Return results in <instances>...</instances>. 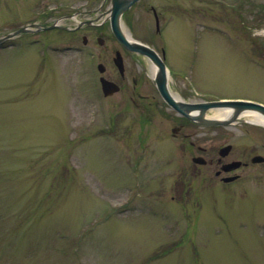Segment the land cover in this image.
Wrapping results in <instances>:
<instances>
[{
    "label": "rangeland",
    "instance_id": "obj_1",
    "mask_svg": "<svg viewBox=\"0 0 264 264\" xmlns=\"http://www.w3.org/2000/svg\"><path fill=\"white\" fill-rule=\"evenodd\" d=\"M162 1L161 35L143 3L123 24L164 50L172 81L197 100L264 104V0ZM110 7L0 0V40L34 23H103ZM115 49L109 25L25 34L0 48V264H264V164L224 190L204 189L209 169L181 156L167 125L135 122L138 112L102 95L97 65L112 74ZM202 132L203 147L225 132L236 157L264 156L262 125Z\"/></svg>",
    "mask_w": 264,
    "mask_h": 264
},
{
    "label": "flooded vegetation",
    "instance_id": "obj_2",
    "mask_svg": "<svg viewBox=\"0 0 264 264\" xmlns=\"http://www.w3.org/2000/svg\"><path fill=\"white\" fill-rule=\"evenodd\" d=\"M145 2L146 0H140L138 3L134 4V6L126 14H129L134 7L143 3L148 13L153 16L155 35H161L162 27H164V24L166 23L164 10H167V3L163 2L162 0H147V2ZM177 2H179V0H177ZM197 2L200 3L199 0H197ZM181 4L183 5L182 2ZM197 11H199V9ZM70 17L71 16H67L63 19L67 20ZM97 21L98 19L85 20L76 27L77 29L75 31H81L89 27L96 28L102 32L103 28L107 27V20L103 23H98ZM129 24L131 25L130 22ZM60 30L66 32L74 31V29L69 28ZM151 42L152 41L150 40V42H147V44L149 46H153ZM119 46L121 49L112 50V53L116 54L117 52H120L122 56V62L119 63L118 67L114 64L112 59L111 68L113 73L109 74L107 69L104 73V77L107 80L116 83L119 87V91L113 94L111 97L118 96L117 107L121 111L131 110L139 113L137 114L138 120H134L135 122L138 121L139 123L153 124V126L156 125L154 128H161V125H167L165 126L166 135L169 131L170 136L168 138L172 141L174 140L178 142L175 147L182 151L181 156L185 157V152H189L191 153V162L195 166H199L200 168L206 167L209 169L210 175L203 174L202 172L200 175L202 179H206L210 183L209 184L202 181V187L204 189L211 188V190L214 191L216 188H220L224 190L226 186L235 184L240 179H242L241 172L243 170L254 165L264 164V162L254 163L252 161L255 156L260 154H248L247 152H244L242 154L245 155L244 158L236 157V155H238L237 149H235L234 146L230 144V138L224 139V136L227 135L225 132H222L221 135L218 133L215 135V138H223L219 146L210 148L211 150L207 147H203V129H208L209 131L210 129H226L228 127H203L202 125H199L196 122H193L178 114L165 101L159 92L155 80L157 71L155 64L149 58L129 53L120 44ZM163 52L164 50L161 49L160 56L171 74L170 88L176 100L191 104H197L202 101H214L194 99L191 95H188L183 89H181L178 83H176L174 80L172 81V78L174 79L176 74L169 69L168 63L166 61V54L162 55ZM153 67L155 68L154 73ZM100 78L101 75L99 76V79ZM172 89H175L176 91L174 92ZM145 116H148L147 120L144 119ZM157 117H160V120H156L155 118ZM197 157L201 158L202 162L195 163L194 159ZM236 162H240V166L237 168H232ZM234 177H236V180L230 181V178Z\"/></svg>",
    "mask_w": 264,
    "mask_h": 264
},
{
    "label": "water",
    "instance_id": "obj_3",
    "mask_svg": "<svg viewBox=\"0 0 264 264\" xmlns=\"http://www.w3.org/2000/svg\"><path fill=\"white\" fill-rule=\"evenodd\" d=\"M138 1L140 0H112L109 16L112 33L114 37L119 41V43L128 52L146 56L154 62V64L158 67L156 83L158 85L159 92L161 93L165 101L175 111H177L179 114L186 117L187 119L205 127L229 126L235 123L246 122V120L242 119V116L246 113H253L264 118V105L252 101L224 100L214 102H201L197 104H190L177 101L170 92L168 84V71L166 70V66L158 55V53L149 46L132 39L129 35L124 32L122 25V16ZM55 27L56 25H53L49 27V29H53ZM27 31H29V28H23L12 34H9L8 36L0 40V44ZM99 42L100 44H102L103 41L100 40ZM121 60L122 57L120 53H117L116 58L114 59L115 64L118 65ZM98 69L101 73L105 71L104 66L101 64L98 66ZM101 85L105 96L112 95L113 93L119 90L116 84L106 80L105 78H101ZM211 109H227L229 110V113L226 117L221 119L208 118L206 114ZM252 161L254 163L264 162V157L256 156L253 158ZM194 162L200 163L202 162V160L200 158H196L194 159ZM240 164V162H236L232 168H237L240 166ZM234 179L235 177L230 178V181Z\"/></svg>",
    "mask_w": 264,
    "mask_h": 264
},
{
    "label": "bare ground",
    "instance_id": "obj_4",
    "mask_svg": "<svg viewBox=\"0 0 264 264\" xmlns=\"http://www.w3.org/2000/svg\"><path fill=\"white\" fill-rule=\"evenodd\" d=\"M154 70H155V68L153 67V73H154ZM228 113H229V110H227V109H219L215 113L214 117L215 118H223L226 115H228ZM244 117H246L247 120L250 121L251 123L259 124V125L264 126V118H262V117H260V116H258L256 114L246 113Z\"/></svg>",
    "mask_w": 264,
    "mask_h": 264
}]
</instances>
